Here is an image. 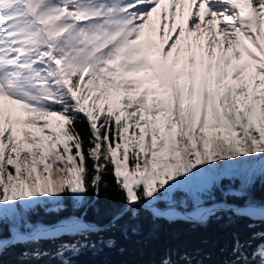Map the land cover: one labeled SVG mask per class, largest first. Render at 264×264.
I'll list each match as a JSON object with an SVG mask.
<instances>
[{
    "label": "snow or ice",
    "instance_id": "6c2138e0",
    "mask_svg": "<svg viewBox=\"0 0 264 264\" xmlns=\"http://www.w3.org/2000/svg\"><path fill=\"white\" fill-rule=\"evenodd\" d=\"M258 183L264 0H0V264H80L161 220L242 225L217 264H264Z\"/></svg>",
    "mask_w": 264,
    "mask_h": 264
},
{
    "label": "trees",
    "instance_id": "16d2710c",
    "mask_svg": "<svg viewBox=\"0 0 264 264\" xmlns=\"http://www.w3.org/2000/svg\"><path fill=\"white\" fill-rule=\"evenodd\" d=\"M257 196L264 195V190L257 184ZM114 202L106 201L103 198L99 201L101 214L106 213ZM225 221H213L207 228L184 223H168L166 221L144 223V237H134L126 240L119 237L120 244L116 249L105 250V252L94 255L86 253L79 258L80 264H152L156 258V253L160 246L181 245L191 251L202 249L200 258L205 260V264H217L224 259L220 249L230 238L233 231L242 228V225L225 227ZM150 237L149 239H146ZM207 241L208 243H204ZM123 248V251L120 249ZM6 264L14 259L5 257Z\"/></svg>",
    "mask_w": 264,
    "mask_h": 264
}]
</instances>
